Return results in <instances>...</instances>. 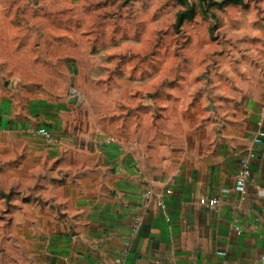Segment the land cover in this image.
Returning <instances> with one entry per match:
<instances>
[{
  "label": "crops",
  "instance_id": "obj_1",
  "mask_svg": "<svg viewBox=\"0 0 264 264\" xmlns=\"http://www.w3.org/2000/svg\"><path fill=\"white\" fill-rule=\"evenodd\" d=\"M248 45L229 81L148 129L100 126L71 97L6 115L8 164L30 192L0 264H264V29ZM38 122L50 138L28 133Z\"/></svg>",
  "mask_w": 264,
  "mask_h": 264
},
{
  "label": "rangeland",
  "instance_id": "obj_2",
  "mask_svg": "<svg viewBox=\"0 0 264 264\" xmlns=\"http://www.w3.org/2000/svg\"><path fill=\"white\" fill-rule=\"evenodd\" d=\"M263 29L264 0H0V248L30 192L8 164L6 115L77 96L100 126L148 129L229 81Z\"/></svg>",
  "mask_w": 264,
  "mask_h": 264
},
{
  "label": "built area",
  "instance_id": "obj_3",
  "mask_svg": "<svg viewBox=\"0 0 264 264\" xmlns=\"http://www.w3.org/2000/svg\"><path fill=\"white\" fill-rule=\"evenodd\" d=\"M0 130H1V127H0ZM37 134L50 138L49 132H47L45 129H39L37 131ZM254 143L256 144L262 143V139L258 137L254 140ZM256 157H257L256 153L254 151H250V153L241 160V169L239 173L237 174L236 181H235L236 192L238 193L246 192L248 184L252 181L251 161L254 160ZM149 195L150 193H147V197H149ZM218 204H219L218 199H212L211 201H209L210 207L215 208ZM236 229L238 231L240 230V228L238 227H236ZM219 254L224 255V253H219ZM260 260L262 263H264V256H262Z\"/></svg>",
  "mask_w": 264,
  "mask_h": 264
},
{
  "label": "water",
  "instance_id": "obj_4",
  "mask_svg": "<svg viewBox=\"0 0 264 264\" xmlns=\"http://www.w3.org/2000/svg\"><path fill=\"white\" fill-rule=\"evenodd\" d=\"M70 102L71 103H75L77 105H80L81 103L78 101V97L77 96H74L70 99Z\"/></svg>",
  "mask_w": 264,
  "mask_h": 264
}]
</instances>
